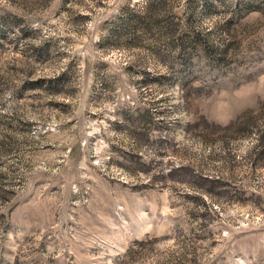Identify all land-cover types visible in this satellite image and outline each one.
<instances>
[{"label": "rangeland", "instance_id": "rangeland-1", "mask_svg": "<svg viewBox=\"0 0 264 264\" xmlns=\"http://www.w3.org/2000/svg\"><path fill=\"white\" fill-rule=\"evenodd\" d=\"M0 264H264V0H0Z\"/></svg>", "mask_w": 264, "mask_h": 264}]
</instances>
